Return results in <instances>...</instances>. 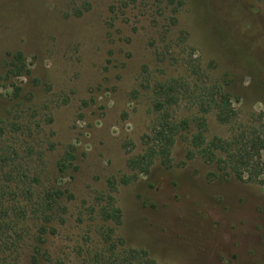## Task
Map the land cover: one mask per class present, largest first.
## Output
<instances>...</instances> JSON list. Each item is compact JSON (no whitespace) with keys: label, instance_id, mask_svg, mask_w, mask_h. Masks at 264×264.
<instances>
[{"label":"rangeland","instance_id":"374dc122","mask_svg":"<svg viewBox=\"0 0 264 264\" xmlns=\"http://www.w3.org/2000/svg\"><path fill=\"white\" fill-rule=\"evenodd\" d=\"M17 52L29 71L6 78ZM171 79L183 88L172 118L186 126L167 159L131 170L128 157L153 135L158 86ZM213 91L228 94L230 123L203 110ZM262 114L264 0H0V190L26 211L18 263L47 264L32 262L38 246L59 264H81L110 227L123 248L157 264H264V174L239 180L187 156L201 115L208 143L257 132ZM66 150L73 159L60 172ZM133 175L113 191L121 223L101 221L109 182ZM52 188L61 208L46 221L36 207Z\"/></svg>","mask_w":264,"mask_h":264},{"label":"trees","instance_id":"16d2710c","mask_svg":"<svg viewBox=\"0 0 264 264\" xmlns=\"http://www.w3.org/2000/svg\"><path fill=\"white\" fill-rule=\"evenodd\" d=\"M176 1V0H170ZM182 3V0H177ZM86 6L75 7L73 14L80 16L84 11L89 9L88 1H85ZM7 69L5 73L6 78L18 77L28 72L24 61V56L17 52L11 56V60L6 62ZM177 80H167L160 83L158 86V97L153 101V110L157 112V117L153 122V135L146 136L144 144L146 148L142 154L128 157L126 164L129 169L137 170L147 168L152 165L155 159H167L171 148L175 142L176 135L186 125L185 121H177L172 118L171 108L178 102L179 95L182 92V85L178 84ZM220 90V89H219ZM210 104L207 109L203 107L206 112L209 108H216V118L221 123H230L232 120V113L230 106L232 104L227 93L223 91H213L203 101L202 104ZM202 107V106H201ZM264 116V114H262ZM261 115V116H262ZM259 116V118L261 117ZM197 128L200 130L194 134L190 139V144L193 149L188 150L187 156H193L199 153L204 159L215 162L220 168L227 169L235 178L239 180H247L250 182L258 181L260 175L264 174V161L262 155L264 154V123L262 117L260 120V130L257 132L244 130L235 133L229 139L214 138L206 143L203 136V127L205 126L204 117L196 118ZM154 136H159L156 140ZM217 152H222L223 157L219 156ZM73 155L69 150H66L57 163L60 172L66 170L70 165ZM136 175L132 177L122 176L119 180L113 179L109 182L110 191L101 195L100 206L95 210L96 216L101 221H110L118 225L122 220V211L116 204L113 191L117 183H128L135 179ZM5 193L0 190V264H19L16 255V247L18 246V239L21 238L18 233V224L21 218L20 213L24 215L25 210H18V205H8L5 202ZM63 193L57 189H45L39 199V207L37 210L44 214V220L51 221L54 219V213L59 212L61 205L57 201ZM94 211V208H93ZM42 218V217H41ZM42 233L45 232L46 226L42 225ZM51 232H54L53 227H49ZM122 241L114 237V230L110 227H104L97 234V240L94 247L83 249L81 264H157L156 261L150 258L146 251L137 250L134 248L125 249L122 247ZM9 251L12 258L3 254ZM34 253H32V262L38 261L42 257L47 264H59V261H54L52 255L45 250H41L35 246Z\"/></svg>","mask_w":264,"mask_h":264}]
</instances>
